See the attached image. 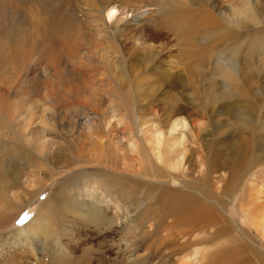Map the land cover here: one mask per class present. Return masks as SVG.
Segmentation results:
<instances>
[{"label": "rangeland", "instance_id": "obj_1", "mask_svg": "<svg viewBox=\"0 0 264 264\" xmlns=\"http://www.w3.org/2000/svg\"><path fill=\"white\" fill-rule=\"evenodd\" d=\"M34 1L40 4H36ZM61 1H62L61 4L58 5V2L60 3V0L59 1L58 0H0V11H1L0 12V20H1L0 21V49H1L0 50V76H1L0 86H2L0 87V94H2L3 98L5 97V99H2L3 107L2 109L0 108V110H2L3 112L5 111L4 113H6L4 114L2 111H0L1 117L4 114L2 119L5 118L3 119L5 122V127L0 133V137H1L0 170L2 171L4 169L2 171L4 172V174L0 171L1 172L0 190L4 185H6L7 188L8 186L9 187L13 186L11 181H8L11 178V174L14 175V173H16L15 175L20 176L23 173L30 172V170L31 172L36 171V169L34 168V164L41 163V160L38 157L39 151L35 149L33 150L29 146V142L27 143V140H29V136L30 134H32V132L34 134L40 133L41 129L44 126L47 127L49 130H51L50 136L56 138L54 139L56 142L55 143L56 148L54 147V149L52 150L51 158L62 162L63 167L69 166L70 168L68 167V169L77 170L79 168L78 166L80 165L78 163L74 164L75 159H72L70 157L71 149H69L70 147H68L69 140H71L72 138H75L72 139L74 140V142L71 140L72 143L77 144L81 146L83 150L88 151L90 146L87 145L88 141H85L86 140L85 137L87 136V134L96 135L99 133L103 135L102 137H104L109 129L112 128L111 130L114 131L115 128L118 131L126 130V131H130L131 134L138 133L140 135L141 132L139 129V119L142 115L146 114L145 117L151 120L153 119L154 112L156 116L165 117L171 111V109L177 108L179 107V105H182V107L185 109L184 110L185 113H182L180 117L186 120V122H189V118H190V120L195 119V121H199L200 123V127L198 129L195 128L191 129L192 133L197 135V143L199 142L197 145L198 153L195 155L196 157L194 158L195 165L193 164V168L196 173L194 175L195 178L197 179L200 178V175L204 173V170H206L207 168V166L204 165V163L203 164L200 163L201 161H204L203 160L204 158H201V156H210L211 158L214 159H217L216 157L218 156V158H220L219 161L221 163L214 162L216 168L214 169L215 174L212 176L213 183L211 182V184L214 185L213 192L219 194V196H215V197H245V195L246 197H252V196L264 197V137H263L264 136V10L261 11V14L257 15V20L260 23L253 24L254 20L249 19L248 21L242 23V25L240 26L239 25L236 26L234 24H230L228 26L227 24L223 26L225 30L222 31L220 37L218 39L213 40L216 43L219 40L223 41L222 47L215 50V52L217 53L220 51L217 58L214 61L215 63H217V61L218 63H222L223 57L226 55H229V57L231 56L230 59L234 58L233 60L235 61V65H234L235 69L234 71L229 72L231 78L234 79L233 83L229 84V86H226L227 88L218 86L213 89H210L208 88V86L205 83V80L203 79L195 89H183L181 87H170V85L177 83V82L175 83V79L183 80L185 77L184 72L190 71V65H188L187 60L182 55L183 51H181V49L183 48V46L173 41L172 37H169V40L158 39L155 38L152 35V33H150L148 30L144 28L142 30V27L144 26L145 23L146 25L149 24L148 26H150V24L156 25L155 21L157 20L158 17L162 16V12L169 11L167 5V3L169 4L168 2L169 0H131V3L128 4L130 6L145 7L142 5H144L145 2L147 1L148 4L146 3L145 5L146 6L152 5L151 6L152 8L151 7L147 8L149 9V12H146L143 17L142 16L139 17L137 19L138 22L135 21L137 24L135 22L134 24L133 23L130 24L131 19H129V17L131 16L129 14L128 19H126L124 23H121L116 28H114L113 34L115 37H113V34L111 33L112 34L111 38L113 37L112 38L113 40L104 38L103 34L110 35L109 32L110 30H106L101 24V22L97 21L96 19L95 21L94 19H92V17H90L89 19V16L87 15H83V14L78 15L75 11L74 12L72 11V8L68 0H61ZM139 1L142 2L140 3ZM259 1H260V7H264V1L263 0H259ZM153 3L155 4V6L156 4L157 6H159L157 10L156 7H154L155 8L154 12L152 10L154 5ZM190 4L191 3L188 1L187 6L192 7V4L191 5ZM1 8L3 9L5 8L3 12H2L3 9ZM150 11L153 13L150 14ZM135 14L136 13H133L132 15ZM149 15L150 17H148ZM8 18H10L9 19L10 24L8 23L9 21H7ZM147 19H149V21L151 19L152 21L149 22ZM90 21H93L94 24ZM5 22L8 24H6ZM51 22L54 25H52ZM11 24L13 26L10 27ZM24 24L25 26H23L22 28V25ZM140 24L142 27L140 26ZM137 25L140 27H138ZM3 26H7V28ZM135 26H137V29L139 28L140 32L138 30H135L136 28ZM14 27L15 29L13 30ZM66 27H68V30ZM8 29L9 30L11 29L10 30L11 32H9ZM97 29L99 30V32H97L98 31ZM116 29H120L121 32L123 31L125 37L123 38L120 37V34H118L119 33L118 30H117L118 32L116 31L115 33ZM12 30L14 31V34ZM130 30H132V32L133 31L135 32L132 33ZM200 30L202 31L203 29ZM70 31L72 32L74 31V33ZM201 31H198L199 32L198 35H200L198 36V39L200 38L199 39L201 42L200 44H203L206 38L204 36H201L202 35ZM99 36L101 37V39H103L102 41L100 40ZM131 38L134 40L138 39V41L137 40L134 41ZM116 41L119 42L120 44L116 43ZM108 42L111 44L109 45ZM120 45L121 47H123L124 49L130 52L132 48L140 47V45H143L142 48L145 49L146 53L149 52V54L147 53V55H150L151 57H154V55L155 57L156 55L161 56V59L157 61L158 65L153 62L154 66L153 63L150 64L149 66L152 67L153 69L152 71L153 75L152 73L150 74V72L148 73L145 72L139 75V77H137L136 79L138 80L139 83V80L149 79L151 77L152 78L154 77L152 80L157 83V87H155L156 85H154L153 82H151V85L154 86L155 88H153L154 89L153 95L151 94V97L147 98L148 101H141L135 99L136 93L142 92L144 89V85L139 84L140 86L139 89H136L135 86H128L130 90L127 87L124 88H127L129 91L124 90L122 88L123 85L122 79L118 76V80H120L121 85L119 84L116 85L111 80L112 78L111 73L108 72L106 68H104L105 66L104 67L102 66L103 64L100 60L99 53L102 50H105L107 48L109 49L111 46H112L111 50H113L114 48H118ZM15 47H18V49ZM29 47L31 48V50ZM45 47L48 48L49 50L47 51ZM98 47L100 48L98 49ZM161 49H163L162 54L160 53ZM89 50H92L93 54L91 53L92 51L90 52ZM21 51L23 52L22 54L20 53ZM55 59L56 60L58 59V62L59 61L61 62L57 63ZM92 60H94L95 62ZM52 61L54 62L55 65L53 64ZM82 61H84V63H82ZM3 62L6 63L8 62L10 64L9 66H4L5 63ZM80 63L81 65L82 64L85 65L81 66ZM85 67H87L86 70L84 69ZM123 67L127 72L131 68H133V64L130 65V63H126L124 64ZM154 67H156L158 70ZM2 70L4 71L2 72ZM89 73L90 75L88 76L90 78L93 79L96 78L97 80L96 81L93 80L94 81L93 82L92 79L88 78L87 74ZM117 73L115 78H117V75H119ZM100 76L102 78H100ZM104 77L106 80L104 79ZM115 78H113V80H115ZM11 82L14 84H12ZM103 82L105 83L103 84ZM94 83L95 85H98V87L96 86L97 88L94 86ZM100 83L103 84L102 87L104 86V88L101 87ZM89 84L91 87L92 86L95 87L99 92L100 91L102 92L104 91V92L103 93L101 92L99 94L95 88H94L95 90H93L91 87H89ZM106 86H108L113 92H115L114 94L113 92L108 93L116 97V100L119 103H117V101L115 100L116 101L115 104L120 106L124 105L123 108H125L126 110V112L124 111L126 117V121H125L126 123L123 122L122 124H118V125L116 124L117 119H115L116 118L115 115L118 116L119 114L115 110H113L114 109L113 103L112 106L109 105L110 102L108 101L110 99L107 95V92L109 90L108 88H106ZM99 87H101L103 90L100 89ZM104 89H106V93ZM66 90L70 92L68 93L66 92ZM92 91L95 92L97 91V92L93 94L94 92L92 93ZM134 91L136 92L134 93ZM6 96L8 97L7 101H6L7 98ZM64 96L65 98H63ZM117 96L118 98H120L119 100L121 101L118 100ZM169 96H175L179 100L176 102L170 101ZM69 99H71L72 101ZM76 99H81L82 101H85L87 104L89 103L88 105L91 109L90 111L92 112L86 114L85 112H79L81 110L75 106V102H78L79 100L77 101ZM102 99H104L103 102ZM9 100L11 101L13 100V102ZM97 102L98 104L100 103V105L96 104ZM104 102L107 105L103 104ZM185 102L186 103L189 102L190 105L189 104L188 105L190 107L186 108L184 104ZM41 106L43 108H41ZM97 106L102 107L101 108L102 110L99 109V107L96 108ZM72 108L75 111L72 110ZM15 109H17L19 112ZM150 109L153 110L152 113L149 112ZM143 110L145 111L144 113H142ZM20 112L21 114H19ZM102 112L104 113L101 115ZM33 113L36 116L43 115L44 117L41 116L42 119L41 118L39 119L40 116L36 117L34 116ZM8 114H11L13 117ZM110 114H112L113 116ZM91 115H93L95 118ZM17 116L18 117L21 116L20 119ZM6 117L8 119H6ZM26 117H28V119H26ZM47 117L49 118L51 123L47 119ZM86 117L89 119H86ZM39 120H41L40 122L42 123L44 122L45 125L44 124L42 125V123H40ZM113 123L116 125H114ZM38 124H40L39 128H38L39 126ZM64 124H65V128L63 127ZM9 127L10 129L13 130H9L8 129ZM93 127L94 129H92ZM127 127L128 129H126ZM22 128L23 131H21ZM30 128L32 129L31 131ZM96 128L97 130L95 131ZM71 129L73 130V132ZM10 131L14 134V136L20 135L19 137L17 136L18 138L13 136L14 137L13 140L17 138L16 139L18 141L17 143L16 140L15 142L14 141L11 142V139L13 137L10 135L13 134L12 133L9 134ZM64 133L71 139L70 138L68 139V137L63 136L65 135ZM27 134L29 135L27 136ZM57 134L60 135L61 138L60 136L57 137ZM9 136L10 138L11 137L12 138L8 139ZM81 138L84 139L82 140ZM23 139L25 140L27 139V140L23 141ZM14 143L16 146L14 145ZM10 144L14 146H10ZM26 145L28 149L25 148ZM61 145L62 146L64 145L65 147L63 146L64 147L63 148ZM66 146L68 149L66 148ZM11 147L14 148L11 149ZM58 148L60 150H58ZM63 149L66 150L64 151ZM30 151L36 153V155L34 153H31ZM12 153H17L18 155L21 154V156L26 155L28 159H26V161L24 160L23 162L24 157L19 156L20 161L16 160L17 163H15L16 161L13 160L14 158H12L13 156ZM110 153H106V154L103 153L104 157H106L104 158V160L109 164H111V167L119 164L120 161H118V159L116 158L115 153L113 152ZM199 153H201L200 154L201 156L199 155ZM5 155L9 156V158ZM2 157H4L5 159H3ZM87 159L88 158L85 159L84 157L78 159L81 162L85 160V162L83 161L81 163V166H83L82 164L91 165L92 157L89 156V159L88 160ZM45 166L46 167L42 169L41 172H39L40 178L39 177H37V179L35 178L33 180V183L30 184L31 185L30 187H29V183L26 184L27 186L25 185L26 187H28V189L25 188V186L23 187V185L22 187H20L21 186V182H20L19 190L27 189L28 191L27 190L26 191L27 194H29V196L25 194L26 192L21 190V193L18 192V194H23V195H21V197H19L16 200L17 202L19 201L17 204L14 201L15 205L12 202L10 205L11 207L9 206V208L7 209L5 207L4 208L1 207L0 204V264H17L15 261L17 256H20L21 259L23 260V263L20 264H127V261L130 262L129 260L132 259L133 257L130 256L129 251H125L126 244H122L121 247L117 246V241L120 238V235L117 233L118 227H115L114 225L112 226L111 224L110 225L107 224L106 226H101L102 223H99L98 219L95 220L96 221L95 223L97 224L91 225L88 224L87 222L83 223L81 219H78L75 216H71L72 215L71 212L68 211L70 210L69 209L70 206L78 205L80 203H85V204L92 203V205H94L93 209L97 210L96 218L99 217L98 214L99 210L102 208H106L107 206L109 208L110 204L112 208L111 213L114 211L115 200L112 201L111 197L107 198V197L67 196L68 194L70 195V193L72 192L73 194L74 193L77 194L76 191L77 189L83 186L81 185L83 182H84L83 184H85L86 182H93L95 183V185L96 183L99 182V186L104 185L102 179L104 177L105 170H103L102 167L99 166L100 168L95 170L93 169L90 172L75 171L73 174L79 173L80 175L79 179L77 180V182L80 181V183L76 182L79 185H77L76 183L67 184L65 190L59 192L57 194V197H49L53 193V191H55V189L59 184H61L65 179L74 177V175L66 174L61 179L60 178L54 179L53 181L50 182L48 180L49 169L52 172L53 169L49 165H45ZM185 166H187V163L185 164ZM58 167H60L59 164L56 165V168ZM14 170L16 172H14ZM87 178H89L88 181L86 180ZM198 184L201 185V182L198 181ZM247 185L249 186L251 185L252 187L254 186L253 187L254 189L252 190L251 193H250L251 190L250 191L247 190L248 189L246 188ZM39 186L42 187V191L37 195L36 193L40 189ZM259 192L261 194H259ZM30 193L34 195L31 198H29ZM249 193L252 196L250 195L248 196ZM256 194L257 196H255ZM118 198L122 201L124 197H118ZM46 204L48 205L45 206L46 213L48 215L47 217L48 220L45 221L43 220L44 222L42 223V221L39 220L40 219L39 209L41 206ZM121 204L122 202H119L117 206L120 207ZM115 211L114 213H116ZM137 214H138L137 211L131 213L129 217L126 218V220L128 219L126 222H131L132 219L137 218ZM37 215L39 219L38 221L37 218L35 219L37 223L35 224V227L33 229H35L37 225L41 227L38 231V237H40L39 239L41 243L40 241L36 242L35 238L29 240V237L31 236V232H29V230L27 229V231L23 233L24 236L21 235L19 237L20 239L23 236V239L25 240L23 241V244H21V241L18 240L16 237L17 235L16 233L20 234V229H22L24 225H26L27 223H30L34 219V217H37ZM242 218L243 217L240 216L239 221H243L246 225H248V223L244 221V219ZM127 225H129V223ZM229 232H232L231 234L228 233L229 235H233L232 229ZM250 233L254 238L258 235V233L256 234L253 230H251ZM237 235L238 234H236V236ZM239 237L240 236H237V238ZM227 240L228 239H223L219 243H227ZM141 252L142 251H136L137 254H140Z\"/></svg>", "mask_w": 264, "mask_h": 264}, {"label": "bare ground", "instance_id": "obj_2", "mask_svg": "<svg viewBox=\"0 0 264 264\" xmlns=\"http://www.w3.org/2000/svg\"><path fill=\"white\" fill-rule=\"evenodd\" d=\"M188 1L192 4V7L187 6ZM61 2L62 1L60 0V3L58 2V5L61 4ZM68 2L70 4L73 12L75 11L78 15H82V14L87 15V16H89V19H90V17H92V19H94V20L96 19L97 21L101 22V24L103 25V27L106 30H110L109 31L110 35L109 34H103L104 38L109 39V40L112 39L113 37H115L113 34L114 28H116L121 23H124V21H126V19H128L129 14L131 16V17H129V19H131V22L130 21L129 22H130V24H132V23L134 24V22L137 21V19L139 17H141V16L143 17L146 12H149V9H147V8L152 6V5L146 6L145 4L147 3V1L145 2L144 5H142L145 7L130 6L128 4L131 3V0H68ZM168 2H169V4L167 3V5L169 8V11H163L162 12V16L158 17L157 20L155 21L156 25L150 24V26H148L149 24L147 23L148 25H146V23H145L143 27L141 26V24H140V26L142 27V30L144 28V29L148 30L150 33H152V35L155 38L163 39V40L164 39L169 40V37H172L173 41H175L176 43H179L183 46V48L181 49V51H183L182 55L187 60L188 65H190V71L184 72L185 77L183 80L175 79V83L176 82L177 83L170 85V87H181L183 89H195L201 83V81L203 79L205 80L206 85L210 89H213V88L218 87V86L226 87V86H229V84L233 83L234 79L231 78L229 72L230 71L232 72L235 69V66H234L235 61L233 60L234 58L230 59L231 56L229 57V55H226L223 57L222 63H218V61H217V63H215L214 61L220 52L219 51L217 53V52H215V50L222 47L223 41L219 40L216 43L213 40L218 39L220 37L222 31L225 30L223 28V26H225L227 24H228V26L230 24L240 26V25H242V23L248 21L249 19L254 20L253 24L260 23L257 20V15L261 14V11L264 10V7H260V1L259 0H169ZM35 3L40 4L38 2H35ZM136 4H137V2H136ZM1 6H2V4H1ZM4 7H6V6H4ZM58 7H60V6H58ZM154 7H156V10H157V8L159 6H157V4L155 6V4H154L153 9H152L153 12L155 10ZM1 9H3V8H1ZM4 9L2 10V12L4 11ZM153 12L150 11V14ZM133 13H136V14L132 15ZM155 13H154V15H155ZM148 17H150V15ZM9 19L10 18H8L7 21H9ZM12 20H13V17H12ZM147 20L149 21V19H147ZM56 21H58V20H56ZM151 21L152 20L150 19L149 22H151ZM90 22H92L94 24L93 21H90ZM8 23L10 24V21ZM8 23H6V24H8ZM12 24L10 25V27L13 26ZM1 25H3V24H1ZM52 25H54V24L52 23ZM23 26H25V24L22 25V28H23ZM137 26H135L136 28L135 27L134 28H135V30L139 31V28L137 29ZM140 26H138V27H140ZM3 27L7 28V26H3ZM96 27H98V26H96ZM17 28H20V27H17ZM66 28L68 30V27H66ZM66 28H65V30H66ZM14 29H15V27L13 28V30ZM200 29H203V30L201 31ZM10 30H9V32H11ZM117 30L119 31L118 34H120V37H122V38L125 37L123 34V31L121 32L120 29H116L115 33ZM130 31L132 32V30H130ZM198 31H201V34H202L201 36H204L206 38L205 42H203V44H200L201 43L199 40L200 38L198 39V36H200V35H198V33H199ZM63 32H64V30H63ZM70 32H72V31H70ZM97 32H99V30ZM134 32L135 31H133L132 33H134ZM72 33H74V31ZM111 33L113 34L112 38H111V36H112ZM13 34H14V31H13ZM53 34H56V33H53ZM136 34H138V33H136ZM141 35H142V33H141ZM137 36H136V38H137ZM14 39H16V38H14ZM12 40H13V38H12ZM100 40L102 41L103 39H101V37H100ZM132 40H134V39H132ZM135 40L138 41V39H135ZM80 41H81V39H80ZM101 41H100V43H101ZM143 41H145V40H143ZM131 42H133V41H131ZM141 42H142V40H141ZM141 42H140V44H141ZM32 43H33V41H32ZM81 43H83V42H81ZM116 43H119V42L116 41ZM16 44H17V42H16ZM58 44H59V42H58ZM110 44L111 43H109V45ZM10 45H11V43H10ZM73 45H75V44H73ZM132 45H133V43H132ZM143 45H140V47L132 48L131 52L124 49L123 47H121V45L118 48H114L113 50H111L112 49V46H111L109 49L107 48L105 50H102L99 53V57H100V60L103 64L102 66L103 67L105 66L104 68H106V70H108V72L111 73V76H112L111 80L113 83H115L116 85L117 84L121 85L120 80H118V76H119L123 81L122 88L124 90L129 91L130 89L128 88V86H135L136 89H139L140 88L139 84L144 85L143 91L140 93H136L135 99L141 100V101H148L147 98H150L151 94L153 95V92H154L153 88L157 87V83L152 80L154 77L153 78L151 77L149 79L139 80V83H138V80H136V79H137V77H139V75H141L142 73H145V72L146 73L150 72V74L152 73V75H153V72H152L153 69H152V67H149V66L153 62L155 64H157L158 63L157 61H159L161 59V56L156 55V57H155V55H154V57H151L150 55H147V53L149 54V52L146 53L145 49L142 48ZM15 48L18 49V47H15ZM99 48L100 47H98V49ZM45 49H47V51L49 50L46 47H45ZM30 50H31V48H30ZM162 50L163 49H161V52H160L161 54H162ZM89 51L91 52L92 50H89ZM225 52H227V51H225ZM20 53L22 54L23 52L21 51ZM91 53L93 54V51ZM150 54H151V52H150ZM54 55H55V53H54ZM94 55H92V56H94ZM59 58H61V57H59ZM85 59H87V58H85ZM55 61H57V63L61 62V61L58 62V59L57 60L55 59ZM89 61H90V59H89ZM92 61H94V60H92ZM10 62H12V61H10ZM3 63H5L4 66H9V64H10L8 62H7L8 65L6 62H3ZM82 63H84V61H82ZM126 63H130V65L133 64V68H131L127 72L125 71V69L123 67L124 64H126ZM154 63H153V66H154ZM53 64H54V62H53ZM80 65H81V63H80ZM82 65L84 66L85 64H82ZM157 65H156V67H157ZM60 66H61V64H60ZM156 67H154V68H156ZM86 68L87 67H85L84 69L86 70ZM138 68H140V69H138ZM3 71L4 70H2V72ZM104 73H105V71H104ZM116 73L119 74V75H117V78H115ZM157 74H159V73H157ZM88 75H90V73L87 74V76ZM94 76H95V74H94ZM88 78H90V77L88 76ZM100 78H102V77L100 76ZM113 78H115V80H113ZM90 79H92V81L97 80L96 78H94V79L90 78ZM104 79H105V77H104ZM151 82H153V84L156 86L155 87L152 86ZM4 83H5V80H4ZM104 83L105 82H103V84ZM8 84H9V82H8ZM12 84H14V83H12ZM85 84H86V82H85ZM90 84H89V87H91ZM103 84L100 83L101 87ZM3 85H5V84H3ZM6 86H7V83H6ZM10 86H11V84H10ZM94 86L98 87V85H95V83H94ZM0 87H2V86H0ZM95 87L92 86L91 88L93 90H95L97 88V87L96 88ZM101 87H99V88L100 89L104 88V86L102 88ZM124 87H127L129 90L127 88H124ZM4 88H5V86H4ZM106 88H108V90H109L107 92V95L110 99L108 101V102H110L109 105L112 106V103H113L114 109L113 108L112 109L115 110L119 114L118 116L115 115L116 116L115 119H117L116 124L117 125L122 124L123 122L126 121V117H125L126 110H125V108H123L124 105L121 102L120 103L123 106L115 104V102L117 101L116 97H114L111 94H108V93L113 92V91L108 86H106ZM46 89H47V87H46ZM104 90L106 93V89H104ZM3 91H4V89H3ZM44 91H45V89H44ZM47 91H48V89H47ZM53 91H54V89H53ZM136 91H134V93ZM66 92L69 93L70 91L66 90ZM96 92L92 91L93 94H95ZM101 92L102 91H100V92L98 91L99 94ZM114 93L115 92H113V94ZM45 94H46V92H45ZM43 96H46V95H43ZM52 96H53V94H52ZM65 96L63 98H65ZM102 96H103V94H102ZM22 98H24V97H22ZM60 98H61V96H60ZM117 98H118V96H117ZM169 98H170V101H174V102L179 100L175 96H169ZM2 99H5V97L3 98L2 94H0V108L1 109L3 107ZM7 99H8V97L6 98V101H7ZM88 99H89V97H88ZM104 99H102V102ZM119 99L120 98H118V100ZM57 100H58V97H57ZM69 100H71V99H69ZM76 100L77 101L79 100L78 102H75V106L81 110L79 112H85V114L92 112V111H90L91 109L88 105L89 103L87 104L85 101H82L81 99H76ZM9 101H11V100H9ZM119 101H121V100H119ZM11 102H13V100ZM11 102H9V103H11ZM117 103H119V102L117 101ZM96 104H98V102ZM103 104H106V103L104 102ZM138 104H139V102H138ZM184 104H185L186 108L190 107L189 102L188 103L185 102ZM98 105H100V103ZM145 105H146V103H145ZM91 106H92V104H91ZM6 107H7V105H6ZM18 107H19V105H18ZM32 107H33V105H32ZM98 107L99 106H97L96 108H98ZM121 107H122V109H121ZM15 108H16V106H15ZM21 108H22V106H21ZM41 108H43V107L41 106ZM101 108L102 107H99V109H101ZM93 109H95V108H93ZM151 109L149 111L150 113L153 112V110H151ZM15 110H17V109H15ZM72 110H74V109L72 108ZM184 110L185 109L182 107V105H179V107L171 109V111L165 117L156 116V114L154 112L152 120L147 119L145 117L146 114L142 115L139 119V129L141 132L140 135L138 133L131 134L130 131H126V130L125 131L120 130L121 131L120 132V131L116 130L115 128H114V131L111 130L112 128L109 129L106 132V135L104 137H102L103 135H101L99 133L96 135L87 134V136L85 137L86 138L85 141H88L87 145L90 146L88 151L83 150L81 146L72 143L71 140L75 139V138L71 139L70 137H68L64 133L65 135H63V136H66V137H68V139L69 138L71 139V140H69V146L68 147H70L69 149H71V156L70 157L72 159H75L74 164L78 163L81 166V163L83 161L85 162V160H83L81 162L80 160H78L79 158L81 159V157H84L85 159L86 158L89 159V156L92 157V159H91L92 163H91V165L89 164L90 166L82 164L83 166H81V167L78 166L79 168L77 170L68 169L69 166L63 167L62 162L51 158L52 157L51 152L54 149L55 143H56L54 140L56 138L53 136H50L51 130H49L47 127L44 126L41 129L40 133H35V134L33 132H32V134L29 133L30 134L29 140L26 139L27 143L29 142V146L33 150L35 149V150L39 151L38 157L41 160V163L40 164H34V168L36 169V171L31 172V170H30V172L23 173L20 176L15 175L16 173H14L15 176L12 175L11 173H9V174H11V178L9 177L10 179L8 181H11L13 186H11L12 188L9 186L7 188L6 185H4L2 187L3 184L1 183L2 184L1 185L2 188L0 190L1 207H3V208L5 207L7 209V208H9V206L11 205L12 202L14 203V201L17 204L19 201L17 202L16 200L19 197H21V195H23V194H18V192L21 193V190H23V189L19 190V188L22 187V185L24 187L28 183H29V187H30L31 186L30 184L33 183V180L35 178L37 179V177H39V172H41V170L46 167L45 165H49L53 169V172L49 169L48 180L50 182L53 181L54 179H58V178L61 179L66 174H73L75 171L76 172H79V171L90 172L93 169L95 170V169L100 168L99 166H101L102 169L105 170V172H104L105 174H104V177L102 179L104 185L99 186V182L96 183V185L93 182H86L85 184H83L84 182L81 181V182H83L81 184L83 186L81 188L77 189V191H76L77 194H75V193L73 194V192H72V193H70V195L68 194L67 196H69V197H107V198L111 197L112 201L115 200L114 203H115L116 209L114 208V211L116 210L115 211L116 213H114V211L111 213L112 208H111V204H110L109 208L107 206L106 208L100 209L99 213H98L99 217L96 218L97 217L96 216L97 210L93 209L94 205H92V203H89V204L88 203H86V204L80 203L78 205H72L69 207L70 210H68V211L71 212V214H72L71 216H75L76 218L81 219L83 223L87 222L88 224H91V225L97 224V223H95L96 222L95 220L98 219V222L102 223L101 226H106L107 224H109V225L111 224L112 226L114 225L115 227H118L117 233L120 235V238L117 241V246L121 247L122 244H126L125 251H129L130 256L133 257L132 259L129 260L130 262L127 261V264H264V197H254V196L250 195V193L254 189L253 188L254 186L252 187L251 185L250 186L247 185L246 188H248L247 189L248 191L251 190L250 193L248 194V196L250 195L252 197H246V195H245V197H215V196H219V194L213 192L214 191L213 190L214 185H212L211 182L213 180L212 176L215 174L214 169L216 168L214 162H217V163L220 162L219 161L220 158H218V156L216 157L217 159H214V158H211L210 156H201L200 155L201 153H199L201 158H204L203 159L204 161H201L200 163H202V164L204 163V165H206L207 168H206V170H204V173H202L200 175V178H198V179L195 178L194 175L196 173H195V170L193 168V164L195 163V159H194L196 157L195 155L198 153V151H197L198 146L197 145L199 142L197 143V135L193 134L191 129L192 128L198 129L200 127V123H199V121H195V119L190 120V118H189V122H186V120L182 119L180 116L182 115V113H185ZM0 111H2V110H0ZM17 111H16V113H17ZM36 111H35V113H36ZM145 111H146V109H145ZM145 111L143 110L142 113H144ZM22 112H25V111H22ZM29 113H30V111H29ZM103 113L104 112H102L101 115ZM4 114H6V113H4ZM4 114H3V116H4ZM19 114H21V112ZM19 114H18V116H19ZM112 114H110V115H112ZM8 115L12 116L11 114H8ZM110 115H109V117H110ZM34 116H36V115L34 114ZM39 116H36V117H39V119H40L41 116H43V115H39ZM91 116H93V115H91ZM2 117L0 114V133L5 127V122L3 120L5 118L2 119ZM20 117H18V118L20 119ZM6 119H8V118L6 117ZM26 119H28V117H26ZM33 119H36V118H33ZM47 119L49 120L48 117H47ZM86 119H89V118L86 117ZM96 119H97V117H96ZM40 121L41 120H39V122ZM61 121H63V120H61ZM97 121H98V119H97ZM40 123H42V122H40ZM50 123H51V121H50ZM43 124H44V122L42 123V125ZM65 124L63 126L64 128H65ZM116 124H114V125H116ZM38 125H39L38 126V128H39L40 124H38ZM71 127H72V125H71ZM121 127H122V125H121ZM26 128H28V127H26ZM8 129L13 130V129H10V127ZM92 129H94V127ZM126 129H128V127ZM31 130L32 129L30 128V131ZM96 130H97V128L95 129V131ZM122 130H124V129H122ZM21 131H23V128ZM72 132H73V130H72ZM78 132H79V130H78ZM11 133L12 132L10 131L9 134H11ZM71 133H69V134H71ZM19 134H21V133H19ZM29 134H27V136ZM98 135H99V137H98ZM10 136L13 137L14 134L10 135ZM10 136H9V138L8 137L7 138L11 139L12 137L10 138ZM17 136L19 137L20 135H17ZM17 136H14V137H17ZM58 136H60V135L57 134V137ZM14 137L11 139V142L12 141L15 142V140L18 138L17 137L15 140H13ZM60 138H61V136H60ZM0 139H1V137H0ZM24 140L25 139H23V141ZM72 141L74 142V140H72ZM17 142L18 141L16 140V143ZM61 143H62V141H61ZM14 145H15V143H14ZM14 145L10 144V146H14ZM21 146H23V145H21ZM13 148L11 147V149H13ZM25 148H27V145ZM66 148H67V146H66ZM16 150H18V149H16ZM58 150H60V149L58 148ZM30 152L34 153L32 151H30ZM110 152L115 153L116 158L118 159V161H120L119 164L112 166V167H111V164H109L108 162H106L104 160V158H106V157H104V155H103V153L106 154V153H110ZM25 153H24V155H25ZM64 153H66V152H64ZM12 154L14 156V157L12 156V158H14L13 159L14 161H16V160L20 161L19 156H21V154L20 155H18L17 153H12ZM34 154L36 155V153H34ZM62 154H63V152H62ZM5 156H7V155H5ZM7 157L9 158V156H7ZM21 157H24L23 162H24V160L26 161V159H28V157L26 155L21 156ZM38 157H36V158H38ZM212 157H215V156H212ZM2 158L5 159L4 157H2ZM196 159H199V158H196ZM6 161H8V160H6ZM17 161L15 163H17ZM19 163H21V162H19ZM34 163H35V161H34ZM186 163H187V166H185ZM58 164L60 167L56 168V165H58ZM32 167H33V165H32ZM73 168H74V166H73ZM15 170H14V172H16ZM17 171H18V169H17ZM1 172H0V174H1ZM2 173L4 174V172H2ZM9 174H7V175H9ZM43 174H45V173H43ZM75 174H73L74 177L65 179L61 184H59L57 186V188L55 189V191H53V193L49 197H57V194L59 192L65 190L67 184L76 183L77 180L79 179L80 175H79V173H75ZM88 179L89 178H87L86 180L88 181ZM198 181L201 182V185L198 184ZM20 182H21V186H20ZM77 183H80V181ZM101 183H102V181H101ZM41 185H43V184H41ZM77 185H79V184H77ZM252 185H254V184H252ZM26 186H25V188L28 189V187H26ZM34 186H35V184H34ZM40 186H39L40 189L37 188V189H39L38 192L36 193L37 195L42 191V187H40ZM26 190H23L24 192H26L25 194H27V191H28V190L27 191ZM259 194H261V193L259 192ZM27 195L29 196V194H27ZM33 196L34 195H32L30 193L29 198H31ZM255 196H257V194ZM118 197H124V198L121 201ZM119 202H122L120 207L117 206ZM14 205H15V203H14ZM45 206H48V205L47 204L43 205L39 209L40 219L37 215V217H34V219L30 223H27L26 225H24V227L22 229H20V234L16 233L17 234L16 237L18 240L21 241V244H23V241H25L23 239V236H24L23 233L26 232L27 229L29 230V232H31V236L29 237V240L35 238L36 242L40 241V239H39L40 237H38V231L41 227L39 225H37L35 229H33V228L35 227V224L37 223L35 220L36 218H37V221L39 219L40 221H42V223L45 220H48L47 219L48 215L46 213ZM134 211L138 212L137 218L132 219L131 222H126L128 220V219L126 220V218H128L129 215L131 213H133ZM240 216L243 217L242 219H244V221H246L248 223V225H246L243 221H239ZM128 223H129V225H127ZM231 229L233 231V235L228 234V233H230V234L232 233V232H229ZM251 230H253L256 234L258 233V235L255 238L252 237V235L250 233ZM50 234H51V232H50ZM236 234H238L237 236H240V237L237 238ZM21 235H23V236L19 239V237ZM52 235H50V236H52ZM223 239H228L227 243H219ZM40 243H41V241H40ZM136 251H142V252L140 254H137L138 252L136 253ZM15 261L17 264L23 263V260L21 259L20 256H17Z\"/></svg>", "mask_w": 264, "mask_h": 264}]
</instances>
